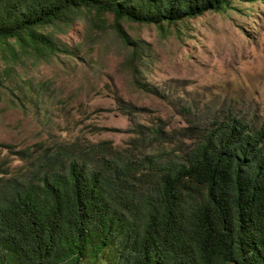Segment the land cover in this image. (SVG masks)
<instances>
[{"label":"trees","instance_id":"trees-1","mask_svg":"<svg viewBox=\"0 0 264 264\" xmlns=\"http://www.w3.org/2000/svg\"><path fill=\"white\" fill-rule=\"evenodd\" d=\"M233 1L0 0V86L10 64L67 53L45 31L94 9L102 21L113 14L110 27L134 48V85L163 98L143 82L121 21L164 29ZM23 89L20 101L33 107L28 92L43 88ZM128 105L129 148L79 138L11 150L24 162L16 172L0 160V264H264V121L220 110L170 130L162 119L139 123Z\"/></svg>","mask_w":264,"mask_h":264},{"label":"rangeland","instance_id":"rangeland-1","mask_svg":"<svg viewBox=\"0 0 264 264\" xmlns=\"http://www.w3.org/2000/svg\"><path fill=\"white\" fill-rule=\"evenodd\" d=\"M100 18L96 10L84 9L70 27L45 31L67 53L10 64V81L0 86V160L9 161L10 171L24 165L11 150H35L37 144L85 138L129 148L133 121L120 104L139 109V123L162 119L170 130L190 127L194 115L202 121L220 110L255 124L264 121V0H234L223 12L164 29L122 20L138 45L143 82L163 98L134 85L128 63L134 48L110 27L113 14ZM1 50L0 73L8 66ZM25 82L43 88L45 97L28 92L33 107L18 97Z\"/></svg>","mask_w":264,"mask_h":264}]
</instances>
